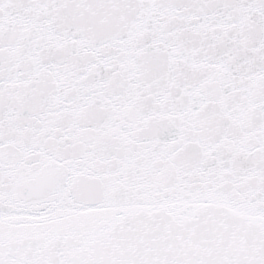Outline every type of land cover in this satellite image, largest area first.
Returning <instances> with one entry per match:
<instances>
[{
    "label": "snow or ice",
    "instance_id": "snow-or-ice-1",
    "mask_svg": "<svg viewBox=\"0 0 264 264\" xmlns=\"http://www.w3.org/2000/svg\"><path fill=\"white\" fill-rule=\"evenodd\" d=\"M0 264H264V0H0Z\"/></svg>",
    "mask_w": 264,
    "mask_h": 264
}]
</instances>
